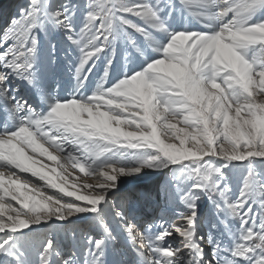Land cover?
Returning <instances> with one entry per match:
<instances>
[{"label":"bare ground","instance_id":"6f19581e","mask_svg":"<svg viewBox=\"0 0 264 264\" xmlns=\"http://www.w3.org/2000/svg\"><path fill=\"white\" fill-rule=\"evenodd\" d=\"M40 1L5 0L3 4H0V7L2 6L0 29L3 27L2 24L7 22L4 24L7 30L3 34L0 50V150H2L0 152V264L8 263L7 258L10 259L11 253H7V251L13 247L14 251L20 250L22 241L34 254L31 262L28 263L27 250L22 249L23 256L19 258L20 264H64L61 246L59 248L53 244L51 248L50 246L43 247L40 245V241L31 239L28 234L35 228L42 230L51 228L50 236L56 239L58 238L57 231H59L63 241L62 245L67 246L65 250L63 248L62 250L66 252L68 250L66 225L70 224V228L73 226L80 228V224L84 222H88L93 230L95 228L100 232V240H97L96 244L91 239L92 234L85 235L90 246L101 248L102 253H105L104 260L96 264L104 262L106 264H174L179 258L186 256V249L196 257V261L191 264H232V256L228 257L223 253V250L221 251L225 245H221L215 240L207 241L206 238L196 236L200 230L197 227L200 220L197 209L200 203L198 206L195 203L200 201L198 199L188 201L187 199L194 195L190 184V180L194 178L193 167H190L187 172L188 181L185 182L184 174L169 171L171 164L165 161L162 156V151L167 150V144L170 148L169 152H173L177 148L184 147H180V145L200 144L204 143L206 139L204 140L200 136V134L203 136L200 128H192V125L181 126L184 124L179 120L176 121L174 117L161 124L160 120H163L167 113L163 111V108H156L155 103H160V99L166 100L168 95H171L173 99L183 96L186 103L204 105L206 115L214 113L213 121L215 123H220L222 117L226 116V119L222 121L225 123L224 125L232 129L234 119L229 112L233 102L230 99L231 94L226 92L228 91L227 87L234 77L243 79L247 84L252 83L253 67L256 60L248 62L240 56L235 57L231 44L226 45L227 43L224 44L213 36L208 39L209 36L199 32L201 36L191 39L189 38L191 34L180 33L182 25L179 24L186 22L188 16L184 13L178 20L176 19L177 13L172 11L173 8L167 2L157 0L155 3V0H152L148 6L150 12L145 10L139 14L146 16L148 23H151L150 17L153 13L155 15L153 18L155 17L157 20L156 24L158 26L160 24L164 29L175 20L174 26H179L177 27L179 33L173 37H179L181 34L185 41L193 40L194 47L202 48L204 56L208 55L211 62L217 65L219 62H231L233 59L240 63L238 64L240 67L238 73H233L232 77L225 81L226 89L222 96L225 102L220 108L217 109L216 90L219 92L222 85L214 82L215 79L211 73L206 80L198 74L202 67L193 57V50L189 54V60H184L186 49L183 46L181 49L177 48V54L180 55L179 62H167L166 59H162L161 63L147 65L145 70H140L132 78L123 75V79L115 81L110 88L105 89L102 85L109 79L108 76L114 73L113 70H110L111 67H107L108 63L113 62V59L109 57L106 59V55L102 56L98 53L100 51L98 48L99 37L98 40L89 36V41L86 40L87 38L83 40V36L77 42L76 38L68 36L67 41H61L58 36L53 34L54 54L52 53L53 47L50 46V50L45 54L46 60H44L50 62L48 82L52 80V75H55L59 68H64L60 70L64 72L63 75H68L69 79L61 85L65 86L67 83L73 85L72 94L67 98L68 102L62 103L61 98L52 97L47 94L46 90L44 95L41 91L43 85L38 83L33 67H29V60L26 57L21 59V56L17 55L18 51L28 50L31 53L34 52L31 63L34 65L37 61L34 49L39 42V32H41L38 22V14L41 13ZM55 1L57 3V0ZM253 3L255 4V0H207L203 5L208 9L213 8L212 20L217 22V28L218 19L221 17V26L217 32L219 36L231 37V41L234 39L239 42V31L242 30L234 25L237 19L234 18V21L227 22L226 16L231 12L236 14L237 11H243ZM230 5H233L232 8H229ZM138 7L136 5V8ZM70 18L64 19L65 27L69 24L68 19ZM162 19L165 21L164 23H162ZM93 22H89L85 29H88L95 37V34L103 31V28H99V31L97 29V33H94L92 28L96 25V20ZM40 24L42 26L43 22L41 21ZM252 29L255 28L249 30ZM103 33L100 35L102 36ZM23 45L24 48H22ZM175 45V43H171L169 47L172 48ZM87 46H90L89 50H87ZM58 56L62 57L61 60H58ZM90 57L94 59L88 61L91 59ZM38 58L41 59V57ZM44 61L39 60V66L44 64ZM138 67L140 68V65ZM162 71L167 73L166 76L174 77L173 82L170 80L172 83L168 82L171 89L168 86L164 88L159 83L151 84L152 81L162 80L159 76L165 74ZM219 73H221L219 70L214 71L216 76ZM87 87L89 90H93L92 93L89 96L78 97L77 95L83 93L82 89H87ZM160 89L165 91L158 96L156 92ZM241 92L237 93L239 101L244 96ZM23 95H25L24 98H22ZM44 97H51V102L54 105L53 112H49L43 107ZM94 101H102V103L93 104ZM244 101H241L242 104ZM4 105L9 107L11 115H15L16 120L8 119L3 114L2 107ZM146 108L150 111L152 123L147 122L144 118ZM188 111V116L194 119L196 125L202 126L204 135H206L208 126L199 116V110L194 108ZM69 120L73 121L75 128L78 125H89L99 137L93 140L82 138L66 126V121ZM183 120L185 123L190 122L189 118L185 116ZM101 129L107 130V133ZM169 130H172L171 134L168 133ZM122 136L141 139V143L149 149H153L155 153H148L144 150L146 148L143 149L144 151L136 153L131 151L134 144L119 142ZM25 137H28L31 143ZM157 150L160 154L156 153ZM225 150H227L226 146L223 147L222 156L225 154ZM208 151L211 152V149L209 148ZM185 153L188 154L187 151ZM206 153L205 150L203 154ZM8 155H13L17 160L21 157L20 161L23 162L24 167L35 170L41 175L46 174L50 177L49 171L58 173L61 181L66 182L68 186H73L75 196L49 190L40 179L32 178L9 166V163H6ZM222 156L220 157L222 158ZM164 172H166V176L162 188L164 191L166 190V194L163 193L161 197L159 194V199H157L158 187ZM139 184L141 185L139 186ZM126 189L131 192V201L133 202L130 203L129 216L124 218L123 225L133 229L131 236L138 241L139 250L135 251L137 259L135 258L134 263H127L124 254L112 244V230L116 229V223L112 221L109 224L102 218V212L107 204L104 201L106 197L113 192L122 194ZM171 194H175L177 198L181 199L179 203V207L181 206L180 217L175 223L171 220L173 217L171 213H168V211H173V208L167 204L170 202L168 198L170 199ZM200 195L199 193V197ZM96 196L105 199L101 200V204H99L95 201ZM82 199L86 201L83 202ZM10 200H14L16 203H11ZM161 200L167 204V207L160 212L161 215L158 218L157 207L161 204ZM79 202L83 203L78 204ZM150 210L152 214L148 215L147 212ZM154 218L156 219L154 220ZM18 232H21V237H24V240L16 236ZM77 233H79V229L75 231L76 238H78ZM12 238L14 240L11 242ZM81 241L84 243L83 240ZM36 242L37 244H35ZM79 257L75 261L71 259V264H82ZM244 264L249 263L245 262Z\"/></svg>","mask_w":264,"mask_h":264},{"label":"rangeland","instance_id":"374dc122","mask_svg":"<svg viewBox=\"0 0 264 264\" xmlns=\"http://www.w3.org/2000/svg\"><path fill=\"white\" fill-rule=\"evenodd\" d=\"M4 1L5 0H0V4H3ZM162 1L167 2L173 8L172 11L177 13L176 19L179 20L180 16L184 13L188 16L186 22L179 24L180 26L182 25L180 33L184 32V34H191L189 36L191 39L198 37L200 35L199 32L209 36L208 39L213 36L216 40L218 39L222 43L224 42V44L227 43L226 45L231 44L235 57L240 56V58H244V60L248 62L256 60L253 67L254 73L252 83L247 84L243 79L234 77V80H232L227 87L228 91L226 92H228L227 94H231L230 99L233 102L231 103L229 112L234 119L232 129L224 125L225 123L223 121L226 119V116L222 117L220 123H215L213 121L214 113L206 115L204 105L201 104L200 107L199 104L192 105L186 103L183 96H177L173 99L171 95H168L166 100L160 99V103H155V107L163 108V111L167 113V115L164 114L165 118L160 120L161 124L168 122L169 119L174 117L176 121L179 120L184 124L181 126L189 127L192 125V128H200V132L203 134V136L201 134L200 136L204 140L206 139L204 143L200 144L187 143L180 145V147H184H176L177 149L173 152H169L170 148L167 144V150H165L167 152L162 151L164 160L171 164L169 171L177 172L178 174L181 172V174H184L185 182L188 181L187 172L190 167H193L194 178L190 180V184L194 195L192 198L189 197L187 199L188 201L194 199L200 201L197 202L198 204L195 203L196 206L200 203L197 209L200 215L197 227H199L200 230L196 233V236L204 239L206 238L207 241L215 240L217 243L225 245L221 251L223 250V253H225V255L227 254L226 256L228 257L232 256V264H244L245 262L249 264H264V0H255V4L253 3L252 6H249L245 10L237 11L238 13L236 14L231 12L226 16L227 22L234 21V18L237 19L234 25H236L239 30H242L241 32L239 31V42L234 41V39L231 41V37L219 36L217 32H219V26H221V17L218 19L217 28V22L212 20L213 8L208 9L203 5L204 1L207 0ZM150 2H152V0H57V3L55 0H41V13L38 14L41 32H39V42L34 49L35 60H37L34 64L35 66L31 63L34 52L31 53L28 50H26L27 52L22 50L18 51L17 55L21 56V59L26 57L29 60V67H33L32 69H34L33 71L38 78V83L41 86L43 85L42 89H40L44 95L46 90L47 94L52 97L61 98V102L64 103L68 102L67 98L70 97L73 90L72 84L67 83L65 86L61 85L64 81L69 79V76L63 75L64 72L60 69L63 70L64 68H59L55 72V75H52V80L48 82L47 75L50 62L49 60L44 61L46 60L45 54L50 50V46L53 47L52 53L54 54L55 48L52 42L53 34L58 36L61 41H67L68 36L76 38L75 40L77 42H79L83 36V40L87 38L86 40L89 41V36L95 39L99 37L102 47L98 45V48H100L98 53L102 56L106 55V59L107 57L113 59V62L108 63L109 65H107V67H111L110 70H113L115 73L112 75L107 73L109 79L102 85L105 89L110 88L115 81H120L124 76L134 77L140 70H145L147 65L152 66L156 63H161L162 59H166L167 62H179L180 55L177 54L176 49H181L183 46L186 49L184 60H189V54L193 50V57L197 60L200 67H202L200 68L201 70L198 71V74L202 75L206 80L211 73L215 79L214 82L222 85V89L218 90L219 92L216 90V97H218V102L216 101L217 109H219L225 102V100L222 99L226 89V87H224L225 81L229 77L231 78L233 73H238V69L240 68L238 64L240 63L231 59V62L223 61L219 62L217 65L211 62L208 55H206L207 57L204 56L203 51H201L203 50L202 48L194 47L195 42L193 40L190 42L185 41V38L181 36V34L179 37H173L176 33H179V29L177 28L179 26H174L175 20L174 22L172 21L165 30L160 24L159 26L156 24L157 20L155 17L153 18V16H155L153 13L150 17L151 23H148V18L146 16H140L139 14L145 10L150 12L148 7ZM156 2L157 0H155V3ZM136 5L139 7L136 8ZM232 6L233 5H230L229 8H232ZM1 8L2 6L0 7V13L2 12ZM215 12L217 13V11ZM70 16H73V18H70ZM66 18L70 19H68L69 26L66 25L65 27L64 19ZM93 20H96V25L92 28L94 33H97V29L99 31V28H103V31H99L98 34H95V37L88 29H85L88 27V23H92ZM41 21L43 22L42 26L40 24ZM161 21L162 23L165 22L163 19ZM5 23L2 24L3 27L0 29V50L3 34L6 33L7 30V27L4 25ZM79 24L82 25V27H80ZM142 28L145 30H141ZM251 28L255 29L249 30ZM102 33L103 35L101 36L100 34ZM182 40L184 41L183 43L181 42ZM171 43H175V47H169ZM22 48H24V45ZM89 49L90 46H87V50ZM37 56L41 57V59ZM85 57L86 55L84 59ZM61 58L60 56L58 60H61ZM90 58L91 59L88 61L94 59L92 57ZM39 60H43L44 64L39 66ZM138 65H140V68ZM215 70H219L221 73L216 76L214 74ZM164 73V75H159L162 80H158V82L152 81L151 84L159 83L160 86L162 85L164 88L168 86L169 89H171L169 83L173 82L172 79H174V77H170L169 75L166 76L167 73ZM155 88L157 89V87ZM92 91L93 90H89V87H87V89H82L81 92L83 93L77 96H89ZM163 91L165 90L160 89L157 90L156 93L160 96L163 94ZM240 91L244 94L241 100L242 102L245 100L243 104L238 100L239 96L237 93ZM24 97L25 95L22 96V98ZM184 97L186 96L184 95ZM1 99H3V97H1ZM94 102L93 104H96V102L102 103V101ZM245 103L247 104L244 105ZM43 107L49 112L54 111L51 97H44ZM2 108L4 110L3 114L6 115L8 119L16 120V116L11 115L9 107L4 105ZM194 108L199 110V116L204 119L205 124L208 126L206 135H204L205 132L202 130V126L196 125L194 119L188 116V110ZM240 111L241 113H239ZM145 113V120L152 123V117L147 108ZM184 116L189 118V123L184 122ZM71 121L72 120L66 121V126L82 138L93 140L99 137L91 130L92 128L89 125H78L75 128L73 121ZM102 131L107 133V130ZM171 132L172 130L168 131L169 134H171ZM25 139L31 143L28 137H25ZM119 142H130L134 144L131 151L135 153L144 150L148 151V153H155L153 149H149V147L143 145L141 139L122 136ZM224 146H226L227 150H225V154L222 156ZM209 148L211 152L208 151ZM205 150L207 153L203 154ZM185 151H187L188 154H186ZM0 152H2V150H0ZM158 152L157 150L156 153L160 154V152ZM220 156H222V158ZM7 160L6 163H9V166L20 170L23 174L30 175L32 178L40 179L49 190L57 191L63 195L75 196L73 194L75 193L73 186H68L66 182L61 181L58 173L49 171L48 173H50L51 176L48 177L46 174L41 175L35 170H29L23 166V162L20 161L21 157L17 160L13 155H8ZM165 176L166 172L162 174V179L158 187L157 199H159V194L160 197L163 193L166 194V190L164 191L162 188ZM140 185L141 184H139V186ZM199 193L201 194L200 197ZM110 194L106 199H100L99 196H96L95 201L101 204V200L105 199L104 201L107 202L102 212V218L109 224L112 223V221L116 223L117 230H112V244L115 248H119L121 253L124 254L123 256L127 263H134L135 258L137 259L135 251L139 250L138 241L131 236V233L133 234V229L131 230V228H128L129 226L124 227L123 225L124 218L129 216L130 203L133 202L131 201L132 194L128 189L122 194H118L117 192ZM82 201L84 202L86 200L82 199ZM168 201L170 202L167 204L173 208V211H168V213H171L173 216L171 220L175 223L180 217L181 210L179 209H181V206L179 207V203L181 199L177 198L175 194H171ZM10 202L16 203L14 200H10ZM83 202H79L78 204H82ZM167 204H164L161 200V204L157 207L159 210L158 218L159 215H161L160 212L167 207ZM149 208H152V206H149ZM147 213L148 215L152 214L151 210ZM155 219L156 218H154V220ZM69 225L70 224L66 225V230L68 231L67 245L69 250H66V252L62 250V248L65 250L67 246L62 245L63 241L61 240L59 231H57L58 238L56 239L50 236V234H52L51 228H46V230L35 228L28 236L31 237V239L40 241V245L43 247L50 246L51 248L53 244L59 248L61 246L60 250L62 251L61 255L62 259L64 258V264H71V261H75L79 256L82 260V264L101 263L105 258V253H102L101 248L90 246L85 236L89 233L92 234L91 239H93L96 244L97 240H100L99 230L95 228L93 230V227L88 225V222L81 223L80 228L79 226L70 228ZM77 229H79V233H77L78 238L75 236V231ZM16 236L20 237L19 239L24 238L21 237V232H18ZM13 240L12 238L11 242ZM81 240H83L84 243ZM35 244H37V242ZM25 245L26 244L22 241L21 247H19L20 250L14 251L15 248L13 247L10 251H7V253H11L10 259L7 258L9 260L7 264H20L19 258L23 256L22 249L27 250L26 255L28 256V260H26L28 263L31 262L34 252ZM185 252L186 256L181 259L179 258L174 264H191L193 261H196V257L191 255L190 250L186 249ZM139 261H141V259H139ZM103 264L106 263L104 262Z\"/></svg>","mask_w":264,"mask_h":264}]
</instances>
